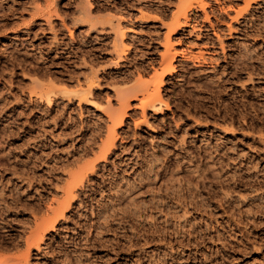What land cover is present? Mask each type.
I'll list each match as a JSON object with an SVG mask.
<instances>
[{"label":"rangeland","instance_id":"374dc122","mask_svg":"<svg viewBox=\"0 0 264 264\" xmlns=\"http://www.w3.org/2000/svg\"><path fill=\"white\" fill-rule=\"evenodd\" d=\"M187 1L0 0L3 264H264V0H206L204 11L194 2L190 25L171 39L174 70L162 73L172 57H162L166 28L140 17L171 23ZM88 10L128 17L121 24L135 31L120 58L112 33L58 58L50 27L70 45L66 27L81 40ZM35 65L39 75L22 69ZM160 81L161 108L141 109ZM109 108L126 115L113 151L98 161ZM92 162L63 216L54 213L69 173ZM45 217L57 221L39 228V249L28 251Z\"/></svg>","mask_w":264,"mask_h":264},{"label":"bare ground","instance_id":"6f19581e","mask_svg":"<svg viewBox=\"0 0 264 264\" xmlns=\"http://www.w3.org/2000/svg\"><path fill=\"white\" fill-rule=\"evenodd\" d=\"M187 2H189V4H187V6L185 5L182 9H181V12L180 13H178L177 14V16L175 17V19L174 20H172V22L171 23H167V24H165V22L163 21V16H159V15H155V16H148V15H142L140 18H144V19H147V20H151L152 22H159V23H161V25L162 26H164L165 28H166V32L164 33V40H163V42H162V45L164 46V49H165V51H164V53H162V57L163 58H167L168 56H172V57H170V59H169V62L167 63V65L164 67V68H162L161 70L163 71L162 73H166V72H171L172 73V71L174 70V66H173V62H171L172 60H174V58H175V54H178V52L176 53H173V54H171V49H173V48H175V47H173V43H172V37H173V34H175L176 32H177V30H179V29H181V28H183V27H186V26H189L190 25V19L188 18L189 17V15H187V9H188V7L189 6H191L194 2H196L197 4L196 5H198V7L202 10V11H204L205 10V8H206V6L207 5H209V3H207V1L206 0H188ZM195 4V3H194ZM230 5V4H229ZM192 7V6H191ZM88 8H90V6H88ZM87 8V9H88ZM228 8V7H227ZM228 10V9H227ZM86 11V10H85ZM230 11V10H229ZM91 12H90V10H88L85 14L86 15H84V17H82V18H80L79 19V21L78 22H80V23H85V24H88L87 26H88V29L85 31V33L84 34H82L81 33V31H79L83 36H82V39L81 40H75V37H74V33H73V31L70 29V27L68 28V27H66V30H67V32L69 33L68 34V36L70 37V41H71V44L70 45H68V43H62L61 41H59V40H57V33H56V30H55V27L53 28L52 26L50 27V29H51V31L53 32V34H54V42L53 43H55L53 46H51L53 49L55 48V52L57 53V55H58V58H61V55L62 54H65V53H71L70 54V56L72 57V56H76L75 54H77V52L79 51V52H81L80 50H78L79 48H81L82 46H87V45H93V44H95V43H97V44H101V45H103L105 42H103L106 38H110V35H111V33L113 34V36H112V39H111V42H112V45H113V51L116 53V55L117 56H115V57H117V58H120L121 56H120V54H119V52H122V51H125L124 50V48H125V43H123V41H124V39H125V37L127 36V31H129V32H134L135 31V28L133 27V26H129V27H123L122 26V24H121V21L122 20H124L125 18H127L128 19V17L126 16H124V15H119V16H111V17H107V18H100V17H91L90 15L92 14H90ZM129 16V15H128ZM132 16V15H131ZM130 16V17H131ZM129 17V18H130ZM193 17V16H192ZM60 18V17H59ZM77 19V18H76ZM144 19H143V21H144ZM46 21V20H45ZM77 21V20H76ZM48 23H49V21H48ZM62 23H63V21H62ZM47 24V23H46ZM63 25H64V23H63ZM130 25V24H129ZM65 26V25H64ZM154 26H155V24H154ZM65 28V27H64ZM99 28V29H98ZM127 28V29H126ZM61 29V28H60ZM42 30V29H41ZM59 30V29H58ZM96 31L97 30V35H95L94 36V38H93V36L90 34L92 31ZM50 31V32H51ZM154 35V34H153ZM157 35V34H156ZM92 36V37H91ZM52 38H53V36H52ZM56 40V41H55ZM107 40V39H106ZM110 40V39H109ZM52 41V40H51ZM108 41V40H107ZM178 41V40H177ZM107 43V42H106ZM38 44V43H37ZM52 44V43H51ZM62 44L64 45L63 47H67V49H69L70 47H71V49H73V51H71L70 50V52L69 51H65V52H62L63 51V49H66V48H63L62 47ZM77 46H76V45ZM111 44V43H110ZM75 45V46H74ZM100 45V46H101ZM39 46V45H38ZM99 46V47H100ZM37 47V46H36ZM63 48V49H61L60 51L61 52H58V49L59 48ZM40 49V52L43 50H41V46L39 47ZM52 48H50V49H52ZM91 48H93V46L91 47ZM49 49V50H50ZM36 50V49H35ZM92 50V49H91ZM90 50V51H91ZM104 50V49H103ZM87 51V50H86ZM93 51V50H92ZM112 51V53H114ZM87 52H89V51H87ZM111 52V51H110ZM93 53V52H92ZM180 53V52H179ZM88 54V53H87ZM181 54V53H180ZM12 55V54H11ZM22 55V54H21ZM26 55V54H25ZM57 55H56V58H57ZM63 56V55H62ZM182 56H184V53L182 54ZM189 56V55H188ZM191 56V55H190ZM26 57V56H25ZM66 57H68V56H66ZM192 57V56H191ZM24 58V57H23ZM41 58V57H40ZM50 58H52V57H50ZM54 58V57H53ZM184 58H185V56H184ZM190 58V57H189ZM196 58H198V57H196ZM195 58V59H196ZM12 59V58H11ZM17 59V58H16ZM33 59V58H32ZM187 59H188V57H187ZM8 60V59H7ZM38 60V59H37ZM40 60V59H39ZM43 60V59H42ZM50 60V59H49ZM54 60V59H53ZM59 60V59H58ZM191 60V59H190ZM19 61V60H18ZM112 61V60H111ZM14 62V61H13ZM19 62H21V60L19 61ZM23 62V61H22ZM81 62V61H80ZM10 63H11V61H10ZM18 63V62H17ZM51 63V62H50ZM81 63H84V65H88V63L90 64V63H93V59H91L90 60V62H85L84 60L81 62ZM113 63V65H115V66H118V64L120 63V62H118V61H114V62H112ZM194 63V62H193ZM35 64V63H34ZM52 64V63H51ZM13 65V64H12ZM11 65V66H12ZM19 65V64H18ZM25 65V64H24ZM41 65H43V64H41ZM45 65V64H44ZM50 65V64H49ZM83 65V64H82ZM83 65V66H84ZM91 65V64H90ZM27 66V65H26ZM26 66H22L23 68V70H26V71H32L33 73L35 72V73H37V70H39V68H40V65L39 66H37V65H35V66H33V68H32V66L31 67H29V68H27ZM30 66V65H29ZM47 66V65H46ZM48 68H50L49 66H48ZM91 68H93L92 66H91ZM94 69V68H93ZM42 70H43V68H42ZM97 70V69H96ZM45 71V70H44ZM98 71V70H97ZM31 72V73H32ZM39 72V71H38ZM41 73L40 74H42V75H44L43 73H42V71H40ZM45 72H47L48 74H54V73H56L55 71H50V70H46ZM44 72V73H45ZM58 72V71H57ZM94 72H96L95 70L93 71V73ZM34 73V74H35ZM26 74H27V72H26ZM29 74H30V72H29ZM38 74V73H37ZM46 74V73H45ZM95 74V73H94ZM33 75V74H32ZM39 75V74H38ZM37 75V76H38ZM41 75V76H42ZM31 76V75H30ZM44 76H46V75H44ZM96 76V75H95ZM48 77V76H47ZM50 77V76H49ZM55 77H57L56 75H55ZM97 77V76H96ZM52 78V77H51ZM98 78V77H97ZM37 80V79H36ZM52 80H54L53 78H52ZM34 81H35V78H34ZM32 82L33 83V86H34V88L36 89V88H38L40 85V83H38V82ZM55 81V80H54ZM90 85H92V83H94L93 82V80L92 79H90ZM161 83V81L158 83V85H157V88H156V90L155 91H153L151 94H147V96H145L142 100H141V106H140V104H139V106L140 107H143V108H141V109H144L145 110V108H146V106H149L150 107V109H153L154 111L155 110H159L160 108H161V104H159V103H157V100H160L159 99V94H158V90H159V84ZM96 87H98L99 88V84L97 83L96 85H95ZM87 88H89V87H87ZM95 88V87H94ZM92 90V89H91ZM125 89H117V95H116V98H117V96H118V101H119V104H118V108H128V106H130L129 105V101H128V97H124L126 94L124 93V92H126V91H124ZM90 92V91H89ZM146 92V91H145ZM44 93V92H43ZM42 93V94H43ZM53 93V92H52ZM32 94H35V96L36 95H38V98L39 99H41V100H44L45 102H47L48 104H50L51 103V97H50V95H48V94H46V95H42V94H38L37 93V91L36 90H33L32 91ZM125 94V95H124ZM93 95V94H92ZM55 97V96H54ZM59 97V96H58ZM76 97V96H75ZM127 98V99H125L124 100V98ZM34 98V97H33ZM64 98V97H63ZM92 99H90L89 100V103L90 104H92V105H94V104H96V102H95V100H93V97H91ZM130 98H132V97H130ZM38 99V100H39ZM71 100H73V99H71ZM80 101L82 100V99H79ZM5 101V100H4ZM70 101V100H69ZM88 103V104H89ZM1 106V105H0ZM111 107V106H110ZM112 108V107H111ZM118 108H114V110H112V109H110L109 108V111L107 112V117H109L108 119H110V121H112V123H113V125H112V128H111V130L109 131V133H108V135H107V137H106V139L102 142V147L100 148V150H101V154H100V156L97 158V160L99 161V160H106V158L108 157V154H110L112 151H113V148L115 147V140H116V138H117V131H116V128L119 126V125H121V124H123V122H124V116L126 115V111H124V112H121L120 113V110L121 109H118ZM126 108V109H127ZM117 110H119V112L117 111ZM124 110V109H123ZM143 111V110H142ZM104 112H105V110H104ZM119 114H118V113ZM143 113V112H142ZM145 118V117H144ZM139 120V119H138ZM138 121H136V123H137ZM111 123V124H112ZM109 130V129H108ZM119 136V135H118ZM96 160V161H97ZM96 166H97V163L96 162H92L90 165H88V167L87 168H85V170L83 171V172H71V173H69V180L67 181V183H66V186L65 187H63V191L62 192H64V194H65V200H63V201H59L58 202V206H57V208H55L56 206H54V209H53V211H54V213H56L57 211H59V212H57V213H59V215H62L63 216V213H64V211H62L63 210V208L65 207V206H67V205H69V202H70V200L73 198V196H74V190H75V188L76 187H78V186H80L81 184H83L82 182H83V178L86 176V174L89 172H93L94 170H95V168H96ZM64 196V195H63ZM54 202H56L55 200H54ZM52 203V202H51ZM62 205H64L63 207H62ZM48 207V206H47ZM62 207V208H61ZM50 208H52V204H51V206H50ZM50 211H52V210H50ZM62 212V213H61ZM50 213V212H49ZM47 217V216H46ZM45 217V218H46ZM52 217H53V215H52ZM57 217V216H56ZM55 217V218H56ZM44 218V219H45ZM49 218V217H48ZM59 218V217H58ZM43 219V220H44ZM47 219V218H46ZM47 220H49V219H47ZM42 221V220H41ZM45 221V220H44ZM50 221V223L47 221L46 223H47V225H46V227H45V225L44 226H41L40 227V223L39 224H37L36 225V229L34 230V233H33V237H31L27 242H29V244H28V247H27V250L29 251V249L30 248H32L31 247V245L32 246H35L36 245V247H37V249H39V241L42 239V237L41 236H39L38 237V235H39V232H41V231H39V228H42V229H44L43 231H46L45 229H48V228H51V227H53V225H54V223L57 221V219L56 220H54V221H52L51 222V219L49 220ZM39 222V221H38ZM37 222V223H38ZM46 223H44V224H46ZM49 223V224H48ZM41 225H43V224H41ZM35 235H37V237L35 238ZM27 246V245H26ZM26 249V248H25ZM25 257V259L24 260H26V256H27V254L25 255V254H23ZM4 260L5 259H3V260H1L0 261V264H3L4 263ZM21 260V259H20ZM23 260V261H24ZM3 261V262H2ZM6 262H10L8 259L7 260H5ZM5 262V263H6ZM18 262V261H17ZM24 262H26V261H24ZM12 264H15V263H13V262H11ZM11 263H8V264H11ZM7 264V263H6ZM18 264V263H17ZM25 264V263H24Z\"/></svg>","mask_w":264,"mask_h":264}]
</instances>
